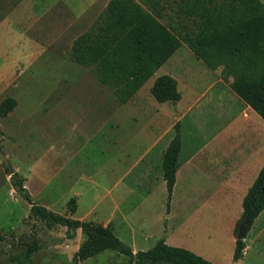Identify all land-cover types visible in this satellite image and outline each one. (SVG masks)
Instances as JSON below:
<instances>
[{
	"label": "rangeland",
	"instance_id": "obj_1",
	"mask_svg": "<svg viewBox=\"0 0 264 264\" xmlns=\"http://www.w3.org/2000/svg\"><path fill=\"white\" fill-rule=\"evenodd\" d=\"M50 1L38 0L39 5L25 7V15L10 21L17 26L12 35L0 36V101L14 97L17 102L13 111L0 119V233L6 238L0 246V264H9L10 253L24 250L33 239L40 248L27 264H68L81 241L79 235L68 239L65 227L47 228L43 222L28 219L29 206L13 190L8 171L14 170L24 178L38 204L65 215L72 196L65 185L57 183L59 170L83 159L91 169L97 168L101 173L92 174L96 185L83 183L78 189L87 194L71 216L74 219L107 190L112 194L96 205L95 215L87 216V220H101L113 198L128 200L123 202L124 207L134 206L149 189V157L137 167L130 164L131 153L141 144L146 149L148 141L149 82L129 108L112 114L118 102L111 91L101 86L88 67L69 56L72 41L100 23L109 0ZM160 2L165 4L164 0ZM15 4V0H0V20ZM90 96L100 100L96 103L102 111L85 126L81 121L85 113L79 114L82 106H77L87 104ZM114 152L123 155L120 183H115L118 172L113 175V166L107 164ZM70 158L72 163L68 164ZM136 175L142 180H136ZM175 201L180 204L179 199ZM234 214L220 209L191 214L175 205L169 224L185 226L184 238L196 245V254L214 264H232ZM127 260L106 250L77 264H127Z\"/></svg>",
	"mask_w": 264,
	"mask_h": 264
},
{
	"label": "trees",
	"instance_id": "obj_2",
	"mask_svg": "<svg viewBox=\"0 0 264 264\" xmlns=\"http://www.w3.org/2000/svg\"><path fill=\"white\" fill-rule=\"evenodd\" d=\"M109 0L97 26L77 36L69 50L70 58L89 68L101 86L119 104L130 100L155 71L185 43L208 68L222 67L231 77V89L264 120V4L260 0ZM165 19V22L162 20ZM150 94L159 102H177V82L169 75L155 78ZM14 97L0 101V119L12 112ZM181 147L179 125L162 155L161 170L166 186V213L175 184ZM13 190L29 206L28 219L43 222L47 228L62 226L66 237L74 239L80 230L81 241L71 262L93 258L112 250L127 257V264H214L182 247L167 245L161 237L147 250L133 252L120 240L112 225L74 219L76 201L66 203V214L38 204L24 178L8 171ZM242 211L235 222L232 264L243 256L245 236L264 208V165L242 199ZM242 236L237 238L238 229ZM6 238L0 233V246ZM39 246L33 239L19 253H10L9 264L32 261Z\"/></svg>",
	"mask_w": 264,
	"mask_h": 264
},
{
	"label": "crops",
	"instance_id": "obj_3",
	"mask_svg": "<svg viewBox=\"0 0 264 264\" xmlns=\"http://www.w3.org/2000/svg\"><path fill=\"white\" fill-rule=\"evenodd\" d=\"M44 1L51 3L50 0ZM260 1L264 4V0ZM15 3L14 8L0 20V36L10 37L17 29V26L10 25V21L16 16L21 17L23 13L25 15V7L37 6L41 2L15 0ZM161 75H169L176 80L180 94L177 102L159 103L150 94L153 81ZM148 82V141L146 149L141 144V148L131 153L130 164L137 167L149 157L146 164L149 167V189L141 194L140 201L134 206L124 207L123 202L128 200L117 201L113 198L105 216L92 221L104 226L112 225L115 235L129 245L133 252L151 248L162 237L167 245L198 253L196 245L184 238L185 226L169 224L174 219L173 206L187 208L191 214L218 212L219 209L235 213L232 221L234 226L242 211V199L264 165V120L231 89V77L222 75V67L208 68L185 43L155 71ZM141 89L126 103H118L112 114L122 112L124 107L129 108L128 104L133 102ZM89 98L87 104L77 106H82L79 114L85 113L81 120L85 126H88L87 120L101 116L102 111L101 105L96 103L100 100L91 96ZM80 101L85 102L82 99ZM175 124L179 125L181 147L169 211L166 213V186L161 160L174 135ZM73 126L76 128L75 124ZM91 141L95 146L93 140L88 138V142ZM122 158V152L118 155L114 152L113 158L109 156L107 163L113 166V175L116 176L118 172L115 183H120L122 178ZM67 163H72V159ZM93 172L101 173L97 168L91 169L84 159L82 162H73V167L59 170L57 183L65 185L72 198H75V213L82 197L87 194L78 190L81 184L92 182L96 185L92 180ZM135 179L140 181L142 177L136 175ZM130 190L136 193L133 188ZM111 194V190H107L78 219L87 220V216L95 215L96 205ZM176 199L180 200V204H176ZM80 234V230H77L76 235ZM231 240L234 248L235 237ZM244 241L243 256L236 264H264V208L254 219Z\"/></svg>",
	"mask_w": 264,
	"mask_h": 264
},
{
	"label": "water",
	"instance_id": "obj_4",
	"mask_svg": "<svg viewBox=\"0 0 264 264\" xmlns=\"http://www.w3.org/2000/svg\"><path fill=\"white\" fill-rule=\"evenodd\" d=\"M241 236H242V231L241 228H239L236 237L241 238Z\"/></svg>",
	"mask_w": 264,
	"mask_h": 264
}]
</instances>
